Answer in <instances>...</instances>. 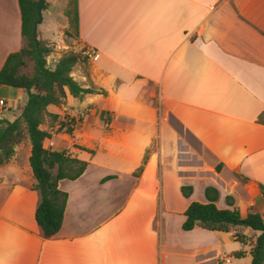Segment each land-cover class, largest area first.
Here are the masks:
<instances>
[{"label": "crops", "instance_id": "crops-1", "mask_svg": "<svg viewBox=\"0 0 264 264\" xmlns=\"http://www.w3.org/2000/svg\"><path fill=\"white\" fill-rule=\"evenodd\" d=\"M66 6L45 0L37 25L54 65L66 53L68 20L55 19ZM77 9L70 51L97 59L71 76L104 95L48 107L58 118L43 147L87 166L58 182L63 222L45 239L30 146L15 149L0 166V264H251L255 239L181 226L191 203H207L206 188L218 210L264 220V0H77ZM21 46L18 0H0V70ZM25 96L0 87V119L15 120ZM72 119L71 134L58 131Z\"/></svg>", "mask_w": 264, "mask_h": 264}, {"label": "trees", "instance_id": "trees-1", "mask_svg": "<svg viewBox=\"0 0 264 264\" xmlns=\"http://www.w3.org/2000/svg\"><path fill=\"white\" fill-rule=\"evenodd\" d=\"M39 0H18L21 15V49L10 54L0 70V87L5 86L21 90L26 95V102L18 117L9 122L0 119V166L9 163L15 149L26 141L30 146L29 167L35 183L31 190L36 191L39 202L35 211V222L45 239L54 237L61 229L67 195L58 190V182L63 179L74 181L84 172L87 163L64 157V152H49L43 142L51 138L48 130L42 129L56 122L58 116L48 112V107H61L66 95L81 98L84 95L101 94L92 88H82L71 76L79 64H86L87 59L79 52L63 53L52 70L47 68V58L53 52L52 46L39 38L35 23L37 22L36 5ZM45 1V0H43ZM69 28L64 35L76 38L78 33L77 0H67L63 12ZM28 63L33 64L31 76L22 74ZM75 121L60 122L58 131L67 134L73 132ZM56 170L55 175L52 172ZM104 179L103 181L108 180ZM192 188L182 187L184 198H189ZM206 204L191 203L184 213L185 220L181 226L184 232L195 227L209 232L228 233L236 230V240L245 244L249 231L258 236L250 251L251 264H264V220L249 211L242 218L236 210H218L215 202L218 193L213 188L204 191ZM231 206V199H226ZM236 253L235 256H241Z\"/></svg>", "mask_w": 264, "mask_h": 264}, {"label": "rangeland", "instance_id": "rangeland-1", "mask_svg": "<svg viewBox=\"0 0 264 264\" xmlns=\"http://www.w3.org/2000/svg\"><path fill=\"white\" fill-rule=\"evenodd\" d=\"M64 12V11H63ZM56 18L55 19H58V20H61L62 18H63V20H64V14H62V13H60L59 11H57V13H56ZM66 18V17H65ZM45 19V18H44ZM43 26H45V23L42 25V27ZM42 29V28H41ZM56 32H55V28H54V26H52V29H51V31H50V34H49V37L51 38V39H53V40H55L56 39ZM70 39H72L71 37H67L66 35H63L62 37H61V40L63 41V43H64V45H66L67 47H65V46H62L61 47V50L62 51H64V52H71L70 50V48H71V46L68 44V42L70 41ZM46 62H47V64H50V66H48L49 68H51L52 69V65H54V63H53V61L52 60H49L48 58H47V60H46ZM32 68H33V64L32 63H28V65H27V67L25 68V69H23V70H21V72H22V74H25V75H27V76H31V74H32ZM87 71H88V62L86 63V64H79V65H77L74 69H73V72H72V75H73V77H76L77 75H79V76H87ZM24 99L26 100V96L24 97ZM8 109V107L7 108H3L2 109V111L4 112L5 110H7ZM50 109H54V108H50ZM12 112H15V111H12ZM17 112V111H16ZM7 113V112H6ZM7 115H8V113H7ZM45 127H47V126H44L43 127V129H45ZM27 142L26 141H24L23 143H22V145L24 144H26ZM20 161V160H19ZM256 238V234L255 233H252V232H248V235H247V240H248V242L250 241V243H253V241H254V239ZM228 254V253H227Z\"/></svg>", "mask_w": 264, "mask_h": 264}, {"label": "built area", "instance_id": "built-area-1", "mask_svg": "<svg viewBox=\"0 0 264 264\" xmlns=\"http://www.w3.org/2000/svg\"><path fill=\"white\" fill-rule=\"evenodd\" d=\"M81 55L86 58V59H92L93 61H96L97 59V55L93 54L92 52H90L89 50H83L81 52ZM48 66H50V64H47V68L50 69ZM5 103L4 101H0V108H4ZM225 263L229 262V259H225L224 260Z\"/></svg>", "mask_w": 264, "mask_h": 264}, {"label": "water", "instance_id": "water-1", "mask_svg": "<svg viewBox=\"0 0 264 264\" xmlns=\"http://www.w3.org/2000/svg\"><path fill=\"white\" fill-rule=\"evenodd\" d=\"M44 6V1L39 0L37 5H36V16H37V22L35 23V27L39 25L42 22V10Z\"/></svg>", "mask_w": 264, "mask_h": 264}]
</instances>
